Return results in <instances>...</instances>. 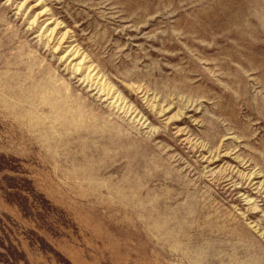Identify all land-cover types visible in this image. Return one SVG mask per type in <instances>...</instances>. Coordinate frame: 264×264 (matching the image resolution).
I'll list each match as a JSON object with an SVG mask.
<instances>
[{
    "label": "rangeland",
    "instance_id": "obj_1",
    "mask_svg": "<svg viewBox=\"0 0 264 264\" xmlns=\"http://www.w3.org/2000/svg\"><path fill=\"white\" fill-rule=\"evenodd\" d=\"M0 264H264V0H0Z\"/></svg>",
    "mask_w": 264,
    "mask_h": 264
}]
</instances>
